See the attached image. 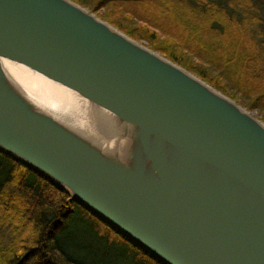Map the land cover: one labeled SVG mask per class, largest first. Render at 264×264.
Returning a JSON list of instances; mask_svg holds the SVG:
<instances>
[{"label": "water", "instance_id": "water-1", "mask_svg": "<svg viewBox=\"0 0 264 264\" xmlns=\"http://www.w3.org/2000/svg\"><path fill=\"white\" fill-rule=\"evenodd\" d=\"M0 151L163 264H264V122L71 0H0Z\"/></svg>", "mask_w": 264, "mask_h": 264}, {"label": "trees", "instance_id": "trees-1", "mask_svg": "<svg viewBox=\"0 0 264 264\" xmlns=\"http://www.w3.org/2000/svg\"><path fill=\"white\" fill-rule=\"evenodd\" d=\"M264 122V0H71ZM0 264H163L0 151Z\"/></svg>", "mask_w": 264, "mask_h": 264}, {"label": "bare ground", "instance_id": "bare-ground-1", "mask_svg": "<svg viewBox=\"0 0 264 264\" xmlns=\"http://www.w3.org/2000/svg\"><path fill=\"white\" fill-rule=\"evenodd\" d=\"M1 64L17 85L32 99L51 112H61L73 95L51 79L17 63L2 59Z\"/></svg>", "mask_w": 264, "mask_h": 264}, {"label": "rangeland", "instance_id": "rangeland-1", "mask_svg": "<svg viewBox=\"0 0 264 264\" xmlns=\"http://www.w3.org/2000/svg\"><path fill=\"white\" fill-rule=\"evenodd\" d=\"M254 113V112H253Z\"/></svg>", "mask_w": 264, "mask_h": 264}]
</instances>
